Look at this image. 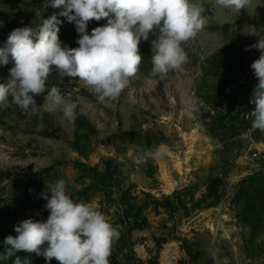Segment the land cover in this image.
I'll return each mask as SVG.
<instances>
[{
    "label": "rangeland",
    "instance_id": "1",
    "mask_svg": "<svg viewBox=\"0 0 264 264\" xmlns=\"http://www.w3.org/2000/svg\"><path fill=\"white\" fill-rule=\"evenodd\" d=\"M192 2L203 4L206 23L182 45L188 54L182 70L151 75L155 29L141 40L139 71L116 100L99 103L78 78L53 69L46 89L56 86L77 104L74 122L43 107L35 114L23 111L9 98L10 106L0 109L4 216L18 224L29 218L46 222L50 210L41 193L63 179L74 202L91 203L120 232L110 264H264V166L250 160L251 139L229 118L239 97L219 99L225 87L253 71L261 55L250 46L264 40V0H251L240 12L216 0ZM59 11L50 0H0V47L14 29L38 26ZM58 19L62 46L78 47L75 22ZM13 66L0 68V82ZM189 93L195 94L192 115L167 120L172 99L180 109ZM46 95L34 96L37 105ZM142 95L152 101L150 109L140 103ZM196 128L201 140L187 161L181 135ZM138 157L146 162L136 163ZM17 255L49 264L35 253Z\"/></svg>",
    "mask_w": 264,
    "mask_h": 264
},
{
    "label": "clouds",
    "instance_id": "2",
    "mask_svg": "<svg viewBox=\"0 0 264 264\" xmlns=\"http://www.w3.org/2000/svg\"><path fill=\"white\" fill-rule=\"evenodd\" d=\"M251 0H216L225 9L240 12ZM50 7L60 9L35 27L16 28L9 34L6 45L0 47V64L9 57L14 66L9 78L0 82V109L11 103L23 111L43 107L48 112H62V119L74 122L77 104L66 98L56 86L46 89L53 69L64 77L78 78L97 97L99 103L116 100L139 71L142 62L139 44L158 29L152 40V76H166L182 70L188 54L182 45L195 38L203 29L205 7L192 0H50ZM58 17L75 22L80 33L78 47L62 46ZM108 18L105 26L96 27L91 35L86 31L90 20ZM250 47L261 50L252 64L258 84L250 103L254 105L252 127L264 130V40ZM249 50V49H246ZM43 105L34 96L44 94ZM164 146L157 149L161 154ZM138 157L136 163H145ZM63 179L46 185L42 192L50 210L46 222L25 219L15 226L17 236L5 238L6 247L0 260L12 264H31L17 253H35L47 262L59 264H110L109 257L120 232L91 203L74 202L66 191ZM50 193V196H49ZM47 245L44 247V245ZM15 257L13 260L12 258Z\"/></svg>",
    "mask_w": 264,
    "mask_h": 264
},
{
    "label": "built area",
    "instance_id": "3",
    "mask_svg": "<svg viewBox=\"0 0 264 264\" xmlns=\"http://www.w3.org/2000/svg\"><path fill=\"white\" fill-rule=\"evenodd\" d=\"M257 84L258 79L255 77L254 72L250 71L246 76L239 77L233 83L225 87L219 99L221 102H228L236 95L239 97V100L236 103L233 102L231 106L229 118L239 124L243 134L246 135L245 137L251 139L250 160L264 166V148L259 149L256 147L264 145L261 142V139L264 138V130L252 127L254 117L251 116V111L254 109V105L250 103V98L252 97L253 89ZM186 97H188V101L180 109H178L175 100L172 99L168 106V110L165 113L168 116L167 120L171 119L178 121V118L184 119L186 115H192L191 111L196 107L192 104L195 94L189 93ZM139 101L143 107L149 109L153 105L152 101L143 95Z\"/></svg>",
    "mask_w": 264,
    "mask_h": 264
},
{
    "label": "trees",
    "instance_id": "4",
    "mask_svg": "<svg viewBox=\"0 0 264 264\" xmlns=\"http://www.w3.org/2000/svg\"><path fill=\"white\" fill-rule=\"evenodd\" d=\"M104 21H105V18H102L99 21L90 20L87 23L86 31H88L89 29L99 27L100 25H102ZM73 26H76L75 23H73ZM13 65H14V61H12L11 57H9V63L7 65L0 64V68L6 67V66H13ZM18 222H19V219L18 221H16L13 219L12 216L11 218H8L6 217V215L4 216V214L0 210V245L3 248L6 247V245H4V242H3L6 237H8L9 235L13 237L18 235V233L15 231V226L18 225Z\"/></svg>",
    "mask_w": 264,
    "mask_h": 264
},
{
    "label": "bare ground",
    "instance_id": "5",
    "mask_svg": "<svg viewBox=\"0 0 264 264\" xmlns=\"http://www.w3.org/2000/svg\"><path fill=\"white\" fill-rule=\"evenodd\" d=\"M181 138L183 139V142H184L185 146L187 147L186 160L188 161L190 156L194 153V148H195L196 143L199 140H201V135L199 134V130L196 128V129H193L190 133H182ZM260 146H262V145H260ZM177 167L180 171L183 170V163L179 162L177 164ZM187 171L189 172V170H187ZM167 180H168L169 189H173L174 184L171 182V180L169 178H167ZM212 230L215 231L214 228H212Z\"/></svg>",
    "mask_w": 264,
    "mask_h": 264
},
{
    "label": "crops",
    "instance_id": "6",
    "mask_svg": "<svg viewBox=\"0 0 264 264\" xmlns=\"http://www.w3.org/2000/svg\"><path fill=\"white\" fill-rule=\"evenodd\" d=\"M263 146V145H262Z\"/></svg>",
    "mask_w": 264,
    "mask_h": 264
}]
</instances>
